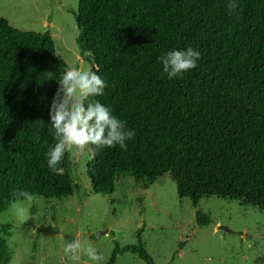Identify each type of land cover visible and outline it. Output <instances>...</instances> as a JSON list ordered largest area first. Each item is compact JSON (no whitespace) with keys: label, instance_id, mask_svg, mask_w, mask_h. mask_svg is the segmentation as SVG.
<instances>
[{"label":"trees","instance_id":"obj_1","mask_svg":"<svg viewBox=\"0 0 264 264\" xmlns=\"http://www.w3.org/2000/svg\"><path fill=\"white\" fill-rule=\"evenodd\" d=\"M228 3L78 0L76 44L107 83L95 99L135 133L126 149L91 154L92 193L111 195L120 175L148 188L168 174L177 197L194 207L215 197L264 210V0H237L233 14ZM188 47L201 53L197 67L168 79L157 58ZM67 68L48 32L20 31L0 18V213L30 197L73 195L69 153L62 175L46 158L56 143L50 104ZM196 222L211 224L199 212ZM124 253L153 264L140 233L136 245L115 243L107 264ZM10 256L0 237V264Z\"/></svg>","mask_w":264,"mask_h":264},{"label":"rangeland","instance_id":"obj_2","mask_svg":"<svg viewBox=\"0 0 264 264\" xmlns=\"http://www.w3.org/2000/svg\"><path fill=\"white\" fill-rule=\"evenodd\" d=\"M78 0H0V18L20 31L48 32L57 55L68 66L91 69L87 52L77 44L74 21ZM92 155L69 153L73 195L58 200L30 197L17 216L11 204L0 213V237L10 250L8 264H68L66 243L79 238L109 262L114 244H137V233L153 264H264V210L215 197L196 207L179 199L170 175L148 188L120 175L111 195L94 194L86 174ZM211 224L200 227L196 213ZM3 226H11L9 235ZM183 245L180 247V245ZM176 254V255H175ZM80 264H94L81 255ZM115 264H147L129 253Z\"/></svg>","mask_w":264,"mask_h":264},{"label":"clouds","instance_id":"obj_3","mask_svg":"<svg viewBox=\"0 0 264 264\" xmlns=\"http://www.w3.org/2000/svg\"><path fill=\"white\" fill-rule=\"evenodd\" d=\"M238 8L237 0H229V13ZM201 53L188 47L186 50H172L158 57L163 72L168 79L182 78L183 74L196 68ZM51 79L53 73H47ZM58 87L53 95L49 121L50 131L56 141L46 153L47 166L51 173L62 175L60 167L66 153L95 154L104 148L119 146L126 149V141L134 137V131L126 127V122L112 114L109 107L100 103L95 97L103 96L107 87L106 81L97 72L77 67L67 68L57 81ZM40 121L35 122L34 125ZM39 139V137H37ZM19 193V196H26ZM16 215L23 216L25 209L22 203L11 205ZM63 254L68 264H80L81 255L94 264H101L103 257L90 243L82 244L74 238L65 244Z\"/></svg>","mask_w":264,"mask_h":264}]
</instances>
